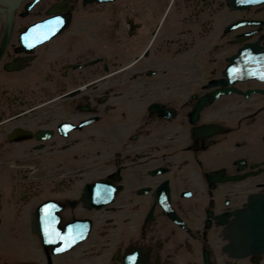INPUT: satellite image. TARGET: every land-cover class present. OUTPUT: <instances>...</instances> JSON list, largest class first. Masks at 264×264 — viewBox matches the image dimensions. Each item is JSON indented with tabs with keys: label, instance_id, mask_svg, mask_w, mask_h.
Here are the masks:
<instances>
[{
	"label": "flooded vegetation",
	"instance_id": "1",
	"mask_svg": "<svg viewBox=\"0 0 264 264\" xmlns=\"http://www.w3.org/2000/svg\"><path fill=\"white\" fill-rule=\"evenodd\" d=\"M170 3L175 16L166 14ZM190 3L194 12L184 8ZM38 4L11 9L14 39L0 55V90L11 79L7 64L28 66L18 78L22 92L0 98V198L10 202L0 207V232L10 225L40 245L27 229L35 206L55 200L59 226L85 219L89 235L60 256L10 264H264L263 254L241 248L249 241L238 235L249 230L254 200L264 202V114L252 109L264 98H220L224 85L217 95L208 96L221 88L200 95L224 73L237 39L264 49V0L247 7L229 0ZM56 10L63 31L23 51L20 31ZM226 16L238 19L227 27ZM200 24L210 29L194 30ZM169 37L179 40L169 44ZM214 41L220 44L208 48ZM107 43L134 57L109 58ZM191 45L196 50H185ZM155 80V94L133 92L132 82L145 90L144 82ZM93 182L110 185L101 188L109 199L100 207L82 200ZM245 252L253 253L250 260Z\"/></svg>",
	"mask_w": 264,
	"mask_h": 264
},
{
	"label": "bare ground",
	"instance_id": "2",
	"mask_svg": "<svg viewBox=\"0 0 264 264\" xmlns=\"http://www.w3.org/2000/svg\"><path fill=\"white\" fill-rule=\"evenodd\" d=\"M39 1L40 0H21L15 7L17 9V7L20 6L23 3V5H25L26 8H30L32 6V4L33 5L36 4V6L39 5L38 4ZM90 1H93V0H90ZM98 1H100V0H97V2ZM110 1H112V0H104L105 3H108ZM254 1L255 0H248V1H245V0H229V5L230 6H232V5L233 6L241 5V6H246L247 7L251 3H253ZM29 2H31V3L27 5V3H29ZM84 4L88 6L89 2H85ZM25 6H22L23 9H25ZM185 6H184V8L194 12L195 5H192L190 3V4H186ZM167 7H168V9H167L166 14H170L171 10H173L174 12H172V14L175 16V8H174L175 6L170 3ZM227 7L228 6H226V8ZM217 10L218 11L221 10L220 9V5L214 7L213 11H217ZM216 14H218V12H216ZM14 15H15V12H12L11 9L2 10V11L0 10V21H2V24L0 26V55L5 51L7 40L9 41L13 37L12 36L13 35V30H12L13 28L11 26H12V22H13L12 18L14 17ZM49 15H50L49 16L50 19L36 21V22L31 23V24L29 23L27 26L24 27L23 30L20 31L19 39H20V43H21V46L23 48V51H28L30 49H34L37 46L40 47L39 45H41L42 43L48 41L53 35H55L57 33L60 34L61 31H63L62 30V27H63L62 24H64V17L59 13V11H57V10L54 11V12L53 11H49ZM179 15L180 16H185L184 11L179 13ZM56 17L61 18V24L56 26L57 30L55 32H52V31L49 30V28L47 26V22L50 21V20L55 19ZM174 22H175V17L173 18L172 23L170 24V26L173 25ZM249 22L250 21H247V24ZM240 25L241 24H239V26ZM207 26H208V24H207ZM201 27H203V29H206V28L210 29V27L202 26L200 24V25H197L194 30H199V29L201 30ZM248 27H246L245 29L249 30ZM229 28L231 30H233L231 28V26ZM183 33H185V32H183ZM189 33H191V32H189ZM195 33L196 32H194L193 34H195ZM59 34L57 36H59ZM181 34H182V32H180V35ZM246 34H244V36ZM248 37H250V36H248ZM169 38H170V40L168 39L170 41L169 44L170 43L173 44L175 42H178V40H179L178 37L177 38L176 37L175 38L169 37ZM247 38H244V39H247ZM13 39L11 41H13ZM200 41H202V40H200ZM195 42H196V40H195ZM245 42H246V40H242V38H239V40L237 39L235 41L234 47L237 44H239L236 47L237 53L233 52L229 56L230 52H228L229 54H228V57H227V63L224 66V68H225L224 69V73L220 74V79L219 80L216 79L215 81H213L214 83H212V84L210 83L211 85H209L207 88H205L204 91L200 95H204V93H207V92L211 91L212 88L218 87V89L219 88H221V89L218 90L217 92L215 91L214 93L209 94L208 96H210L212 94L217 95V93L221 92V90H222V87H220V86H223V85H224L223 88H225V89L222 90L223 92L228 91L229 90L228 88H230V89L234 88L235 89V88L238 87V84L240 83V81L248 83L249 80H252L253 82H258V83H255L257 86H261V84H263L261 86V88L264 87V79L260 78V77H262L264 75V49H260V46H259V45H261L260 41L255 42L253 44H249V43L245 44ZM43 45H46V43L42 44L41 46H43ZM240 45H243V47L239 48ZM194 48L195 47L193 45H191V46H188L187 49H185V50H187V51L188 50H196ZM219 48H220V46H219ZM257 52H259V53H257ZM235 55H237V56L234 59V61L229 63L230 59L233 58ZM22 57H24V55H22ZM23 67H24V65H21V64L17 65V67H14V65L11 64V63L6 65V69L9 70V72H8L9 73V78H11V79H10V82L8 83V85H7V82H5V84L7 85V89L0 90V92L1 91H7L6 94L5 93H1L0 98H5L6 96L16 97L15 95H17L20 92H22V87H23L22 83L23 82L22 81H18V78L22 79L24 77V76H20V75H22L23 73L26 72V68L28 66H25L24 68ZM186 68H189V67L186 66ZM186 71H187V69H186ZM254 75L256 77H259V81L255 80V77H253ZM32 77L35 78L36 75L34 74ZM27 80H30V79H27ZM256 88L257 87H254V89L247 90L244 93V95L247 97L249 94L250 95H255L256 93H259V92H257L258 90ZM259 91H264V88H263V90L261 89ZM229 92H233V90H230ZM238 93H240V92H238ZM197 95L200 96L199 94H197ZM263 95H264V92H263ZM208 96H202L201 98H209ZM220 96H221V94H220ZM228 96L230 97L231 95L229 94ZM220 98H226V96L222 95ZM261 103L262 102L257 101V104L253 105V107H252V109L255 110V113L253 114L255 117H259V115L264 114V106H261ZM212 146H214V145L212 144ZM18 168L20 170L22 169L21 167H18ZM8 198L9 197L6 196V195L5 196H1V198H0V207H1V205H3V201H5L6 203L10 204V202L7 201ZM257 205L260 207L259 209H261V210L263 209L264 204L262 202L258 201V204L256 202V206ZM12 206H15L16 210H17V206L16 205H12ZM258 215H259V213H255V214L254 213L253 214L250 213V217L249 218L252 219V220H251V223L249 224V227L251 228L252 225H253L254 228L251 230L252 231V240L249 243H252V244L258 243L259 244L258 249L254 250L252 252H259L260 254L264 255V239H261V236L264 235V223L263 222H255V216H258ZM15 217H16V215H15ZM262 219H264V214L262 215ZM242 227H244V226H242ZM229 235L232 236L231 239H236L237 238V237H235L236 235L234 234L233 231H231L229 233ZM231 239H230L229 243H230V245L232 247L235 244V242L233 240H231ZM249 243H245V244H249ZM25 244H26V242L22 243V245H25ZM230 245L229 246L227 245V247H225L226 251L230 252ZM162 246H164V245H162ZM252 255H253V253H251V252H248V253L245 252L244 254H242V257L247 259V260H250V257ZM49 258L51 259V254L49 255ZM257 260H260V258L258 257ZM14 261L15 260H12V262H14ZM6 263L10 264V262H6Z\"/></svg>",
	"mask_w": 264,
	"mask_h": 264
},
{
	"label": "rangeland",
	"instance_id": "3",
	"mask_svg": "<svg viewBox=\"0 0 264 264\" xmlns=\"http://www.w3.org/2000/svg\"><path fill=\"white\" fill-rule=\"evenodd\" d=\"M238 19V17H236V18H234V17H232V16H229V17H227L226 16V18H225V20H224V22H225V24L224 25H226L227 24V27L229 26V22H231V21H233V20H237ZM112 30H115V29H112ZM244 29H237V30H234V31H226L225 33H226V37L227 38H230V36L231 37H233L235 34H237L238 32L240 33V32H242ZM113 34L112 35H114L115 34V31L114 32H112ZM122 33V32H121ZM121 37H123V35L121 34V36H119V38H121ZM112 39V38H111ZM113 40V39H112ZM213 39L211 38V36H209V42H211ZM109 41H110V38H109ZM220 41V40H219ZM218 41V42H219ZM230 42V41H229ZM121 44V46H123L124 48H125V46L122 44V43H118V45H120ZM218 44H220V43H217L216 41H214V42H212V43H209V46H208V48H210V49H212V47H214V46H217ZM113 45H115V44H112V43H110V44H108L107 43V46H108V50H107V52L108 51H110L107 55L109 56V58H114V59H118V60H120L121 59V54H119L118 52H117V48L119 47V46H113ZM239 44H237L235 47L233 46H230V47H232L233 49H230L231 51H230V54L227 52V55L229 54V56L233 53V52H236V47L238 46ZM113 47V48H112ZM209 49V50H210ZM214 50H216V49H214ZM126 51V50H125ZM226 51L227 50H225V53H226ZM215 54L217 53H221V49H219V50H217V52L215 51L214 52ZM115 54H117L118 56L117 57H114V55ZM120 55V56H119ZM209 56V55H208ZM122 57H125V59H129V58H131V57H134V55L133 54H130L129 52H126L125 54H124V56H122ZM207 58L205 57V60H206ZM204 60V61H205ZM203 61V62H204ZM203 65V64H202ZM160 73H158L157 74V77H159V78H162V77H160V75H159ZM145 79H147L148 77H144ZM144 78H142V79H144ZM157 80V79H156ZM154 81L153 83H151L150 85H151V87H146V82H144V88H145V90L143 89V87H138L137 88V86L135 85V83L134 82H132V89H133V92L136 94V95H146L148 92H149V94L148 95H151V92H153V94H155L156 93V91H157V89L159 88L158 87V83H159V81ZM150 83V82H149ZM254 87H257V85H255L254 83L253 84H246L245 86H240V87H238L237 89L239 90H235V91H233V92H226L225 93V96H226V98H264V95H263V93L261 94V93H256L255 95H248L247 97L244 95V93L247 91V90H250V89H252V88H254ZM169 89V88H168ZM143 90H144V92H143ZM165 91V90H164ZM167 91V90H166ZM169 91V90H168ZM162 92H163V89H162ZM162 92H161V94H162ZM238 92H240V93H238ZM231 95L230 97L228 96V95ZM255 96V97H254ZM22 220L24 221L25 220V217L23 216V218H22ZM7 224H9V223H7ZM6 228V230L5 231H1L0 232V237L3 239V241L0 243V247H2V248H4V247H7L8 248V251H5V249L3 250L2 248V250H0V252H1V257H0V264H1V262L2 261H4V260H6V258H8V259H12V256H15V254L14 253H16V251H12V245H19V241H18V237H15L16 236V234H17V231L16 230H12L11 228H10V225L8 226V228H7V226H5ZM17 243V244H16ZM31 246H33L34 248H35V246L34 245H31ZM20 247H21V249H25V248H22L23 246L22 245H20ZM13 252V253H12ZM10 260H8V261H10Z\"/></svg>",
	"mask_w": 264,
	"mask_h": 264
},
{
	"label": "snow or ice",
	"instance_id": "4",
	"mask_svg": "<svg viewBox=\"0 0 264 264\" xmlns=\"http://www.w3.org/2000/svg\"><path fill=\"white\" fill-rule=\"evenodd\" d=\"M61 24V18L56 17L53 20H50L47 22V26L49 28L50 31L55 32L56 26ZM262 79H264V76L261 77ZM45 216H46V220H45V224H44V236H45V242L46 243H55L56 241H65L68 240L69 237L63 235L60 231L57 230V228L55 227V218L52 217L51 212L46 209L45 210ZM75 240H72L71 243H74ZM71 243L67 244L66 247H58L56 249L57 252H63L65 251L68 247H71ZM133 259L134 258H130Z\"/></svg>",
	"mask_w": 264,
	"mask_h": 264
},
{
	"label": "water",
	"instance_id": "5",
	"mask_svg": "<svg viewBox=\"0 0 264 264\" xmlns=\"http://www.w3.org/2000/svg\"><path fill=\"white\" fill-rule=\"evenodd\" d=\"M21 0H0V10L14 8Z\"/></svg>",
	"mask_w": 264,
	"mask_h": 264
}]
</instances>
